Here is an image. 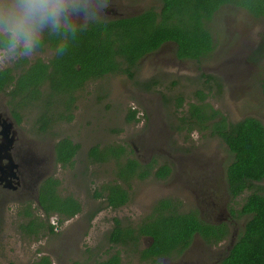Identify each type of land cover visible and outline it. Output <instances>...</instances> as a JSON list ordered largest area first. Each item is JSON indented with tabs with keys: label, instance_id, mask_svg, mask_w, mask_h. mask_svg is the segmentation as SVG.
I'll list each match as a JSON object with an SVG mask.
<instances>
[{
	"label": "flooded vegetation",
	"instance_id": "flooded-vegetation-1",
	"mask_svg": "<svg viewBox=\"0 0 264 264\" xmlns=\"http://www.w3.org/2000/svg\"><path fill=\"white\" fill-rule=\"evenodd\" d=\"M103 1L104 0H35L34 19L30 26V35L27 42L23 41L21 34L17 39H13V45L8 49H0V52L9 51L18 43H22V52L16 55L13 60H9L6 65L0 66V71L9 70L11 76H14L15 79L20 78L23 68L31 71L30 74L24 72V77L22 79H30L27 84L29 88L27 95L30 96L31 106L35 112L34 118L28 127L31 131H23L21 129L23 127L21 126V120L18 121L14 114L17 113L21 115V117L23 114L24 117L26 106L19 105L18 102L20 98L16 97V99L13 100L8 95L12 92L15 93V86H13V84H9L8 86L5 84L4 87H6L0 90V206L16 204L18 211H22V209L26 207H31L32 212L34 214H39L46 222V225H48L44 233L49 236L56 234V227L54 228L55 233L50 232L49 225L53 226V224L50 223V219L53 217L58 219V217L56 215L47 217L42 209L39 208L41 187L46 185L48 188L52 185V189L55 186L54 181L58 180V191L61 195L64 197L71 195L61 190L62 179L57 177L58 174H56V170L54 169V166L62 170L70 168L69 165H63L58 162V155L56 152V145L60 142H64V140L70 139L68 137H57L54 130L58 123L69 122V119H67L69 114L68 112L66 113L67 110L63 104H59L56 98L50 97V95H56L57 91H61L60 96H63L61 94L64 92L63 88H54L52 84L56 73L59 74L60 70V66L56 67L53 63L59 50L58 38L52 39L53 34H61L62 29L85 28L91 21H110L140 15L151 6V0L147 2L144 1L141 5V9L134 10L128 15H117L114 12V7L107 5V3ZM17 2L23 4L26 3L27 0H17ZM154 3H156V6L160 5L158 0L153 2L152 5H154ZM0 17H4V14H0ZM6 33L11 34L10 30L0 32L1 35ZM257 33L256 31L250 32L246 36H243L238 44H235L233 47L229 45L228 49H223L222 52L217 53L216 56L214 53L210 59L217 61L216 64L219 63L220 65L223 59L224 62L227 58L233 57L240 60V65L242 64V60H244V63L254 67L252 63L248 62V59L251 53H253L255 45L258 43V41H256V38L258 39ZM247 36L250 37L249 40L252 43L249 49L245 50L246 45L244 42L247 41ZM165 47H168L169 51L167 52L168 55L164 56ZM238 48H244V51L234 56V52ZM176 51L177 46L175 43H163L154 54L152 53L144 56L139 61L140 65L142 62L151 59L152 63H149L152 69L149 76L137 77L139 74L137 73L138 65L135 69L134 77L132 79L127 77L134 84L130 92L142 97L140 100L142 104L141 110L143 113L146 112L143 118L148 124L152 122L148 127H151L154 123V118L149 117L152 107L156 109H164L166 107H164L163 104L164 94L162 96L158 95L160 100L156 106L144 103V98H151L150 96L148 97V95H150L149 93L153 94L157 92L159 90L157 88H159L161 84L166 85L165 80L169 78L164 77L163 74H168L178 79V84L175 85L176 90L173 92H166L171 96V102H169V99L167 100L169 103L168 106H171L173 103V107L175 108L176 99L178 100L183 96L185 100L183 103L184 110L188 109V103L186 101L197 103V98L193 96L194 93H196V87L194 88L192 85V81H194V77L196 76L195 72L215 75V73L205 71L204 63L195 65L196 62L191 59L178 58L176 56ZM24 59L27 60L28 63H25ZM38 60L48 67L46 70L47 78L45 79L43 75L42 77L44 80L36 84V77L31 67L36 65ZM57 60H59L58 57ZM197 67L201 69L197 70ZM77 68H79L78 65ZM157 69L160 70L156 74ZM152 70H154V72H152ZM220 75L222 74L220 73ZM112 76H114V74L110 73L105 74L103 77L92 76L85 82L77 84V87L71 92L74 96V102L70 105L72 115L70 121L73 120L74 112L77 108V95L82 91L85 92L87 84L100 80L103 82ZM222 76L226 81L227 77L225 73H223ZM135 81L138 83H135ZM155 86L158 87L156 88ZM184 86L186 88H184ZM112 90L114 91V89ZM98 91H102L101 84H99ZM106 91L108 92V88L104 87L103 92L106 93ZM187 94L191 95L190 100L187 99ZM37 95H39L40 98H38ZM207 100L208 99H206V102ZM40 102L50 103L46 110H50L51 113L47 115L48 117L44 116V119L41 118L38 111V104H40ZM180 109L181 108L178 110ZM131 110L136 111V109ZM174 110H176V108ZM137 117L136 114L135 122L139 121ZM38 119L41 121L40 124L38 123ZM41 127H43V130ZM174 127L176 129H174ZM177 127H179V121H177L176 118L174 120V126L171 128L175 132L183 134L184 130L180 132ZM155 132H157L156 128ZM184 134L187 135L189 133L185 132ZM73 144L76 143L73 142ZM78 152L79 150L74 154L73 159H75ZM130 152H136V149H134V151L131 149ZM127 154L128 153H126V155ZM224 154L225 156L221 159L219 168H216L217 170L214 171L213 164L209 162L210 159L202 163L198 158L197 152L189 153L187 155L188 157L193 156L189 166H193L196 171H185L186 174L184 171L182 172V176L186 180L185 184L180 183L181 171H172V169L175 168L173 166L174 164L179 166L174 156L172 157L173 163L163 164L168 166L169 171H159L162 165L155 167V164L152 163V167L145 178L130 179L128 180L129 183H123L119 177L121 171L119 172L115 169L114 176H116V178L112 181V186H121L125 192V199L123 204H121L119 196L114 193V204L117 206L110 205L106 201L105 207L107 209L109 207L113 213L105 217V219H107L106 225H102L100 221L94 222L97 218H100L99 214L103 208L95 205V207L89 206L90 209H85L84 203L77 197L71 195L78 202L80 211L70 218L63 219V222H61L66 225L63 234L65 249L67 252L73 254L71 261L64 259L63 264H73L75 262L79 264H103L109 261H111L109 264H116L117 260L119 264H220L233 248L231 245L233 243L234 246L236 243L238 235L241 229H243L246 221L245 216L236 215L234 217L230 213V205L237 201V209H239L246 193L244 192L235 197L231 196L225 171L226 165L229 162V153L226 151ZM126 155L125 158L127 157ZM135 159L138 160L141 165L150 164L145 163L143 159ZM173 172L174 176H176L173 182L177 180L175 186L168 185L166 189H163L165 186L160 182L168 181ZM126 174H128V172ZM161 174H165V178H161ZM148 180L155 183L152 184L153 187L149 188V190L157 192H154L152 194L153 196L149 197L150 193L146 190L145 196L142 198L143 192L145 191V189H143L137 201V199H135L136 196L132 197L133 185H131V183ZM203 180H205V182L199 183ZM102 186L98 187L96 191H101ZM182 191L186 193V197L194 203V208L189 207L188 209L181 210L183 205L188 204V202H185L188 199L179 194ZM190 192H192L193 196L190 195ZM104 195L107 196L110 194L105 193ZM198 196L202 198L199 201ZM96 201L99 202L98 199ZM164 201L167 203H164ZM121 211L125 213L119 215ZM128 212L131 214L137 212L138 216H130ZM191 214L196 216L200 224L215 228V230H212L204 227L203 231L209 234H214L216 232L217 235L218 232H220L221 239L218 240L216 244L213 241H211L212 244H208L199 232H195L190 237V241L185 243L187 245L182 250L181 242L174 244L172 241H163V247H161V245L155 246L154 237H161L165 233V227L161 224L165 218L170 219L171 222L172 220H174V222L177 220V222L180 223L181 221H178L180 220V215L188 216ZM140 215L143 216L140 218ZM178 215L180 217H178ZM20 218L23 222L25 221L23 217ZM23 222L18 225L19 230ZM221 229L225 234L222 233ZM91 233L92 237H90ZM86 235L88 236V241L84 242ZM169 238L170 237H168V239Z\"/></svg>",
	"mask_w": 264,
	"mask_h": 264
},
{
	"label": "trees",
	"instance_id": "trees-1",
	"mask_svg": "<svg viewBox=\"0 0 264 264\" xmlns=\"http://www.w3.org/2000/svg\"><path fill=\"white\" fill-rule=\"evenodd\" d=\"M156 1V0H155ZM160 5H151L140 15L121 18L110 21H91L87 27L79 29H62L61 34H53L52 39L58 38V53L53 62L56 67L60 66L59 74L56 73L53 79L54 88H63L64 92L57 91L56 98L59 104H63L69 121L72 119L70 105L74 102L71 92L78 83H83L90 77L104 76L105 74L125 75L129 79L134 77L135 69L139 61L149 54H154L159 47L166 42H173L177 46L176 56L188 58L201 65L203 61L210 59L217 49V39L213 33L214 28L220 24L223 13L243 12L252 20L264 24V0H158ZM262 27V26H260ZM258 43L255 45L248 62L254 67L264 65V26L257 33ZM57 44V43H55ZM13 45V38L10 33L0 34V49L6 50ZM25 63H28L25 60ZM59 65H58V64ZM77 65L79 68H77ZM47 65L39 60L31 67L35 74V83L47 78ZM262 68V67H261ZM259 68L256 75V84L259 94L264 102V68ZM24 72L31 71L25 68L21 71L19 79L11 76L9 70L0 71V90L5 84H13L15 93L8 94L13 100L20 98L19 105L26 108L32 105L30 96L27 95L30 79L23 80ZM16 81V82H15ZM23 81V82H22ZM197 85L194 97L197 103L188 101V109L184 110V97L176 99V111L180 114L177 117L179 127L177 129L184 133H190L193 129L208 131L210 137H216L226 147L229 153V162L226 165V178L229 192L232 197L246 193L239 209H230L232 216H245L246 221L241 229L237 241L230 250L228 256L220 264H264V124L262 120L255 117H245L240 120L231 121L215 110L208 100L214 96L211 94L217 91L222 96L227 81L220 75H213L201 72L196 78ZM16 84V85H15ZM174 86L178 81L172 83ZM151 86V84H150ZM66 88V89H65ZM40 98L39 95H37ZM165 100L163 104L165 105ZM168 101L166 100V104ZM50 103L40 102L38 111L41 118L51 113L46 110ZM32 107V106H31ZM181 108L180 110H178ZM136 111H129L127 120L136 121ZM15 118L20 121L21 115L15 113ZM38 123L41 121L38 119ZM43 130V127H41ZM174 129H176L174 127ZM186 135V134H185ZM78 144L70 140H64L56 145L58 162L70 167L74 163V154L79 150ZM133 151V150H132ZM122 153V158L117 155ZM127 150L122 145L94 146L88 150L87 156L92 161L101 164H112L107 156H115L114 161L125 160L132 169H139L138 178L143 179L148 175L152 164L141 165L135 158L126 157ZM119 154V153H118ZM118 158V159H117ZM122 162V160H121ZM122 165V163H121ZM159 171H169L167 165H162ZM129 171L119 173L124 179ZM167 174V173H166ZM119 175V177H120ZM161 174V178H165ZM123 183H129L128 179ZM48 188L43 185L39 195V208L47 217L57 216L61 223L63 219L70 218L80 211L78 202L73 196L64 197L58 191V180L54 181ZM111 185V188H109ZM105 193L106 201L113 206L114 193L119 196L121 204L125 199V192L119 185L112 186L108 183L102 186L101 191L95 192V197L100 198ZM105 196V195H104ZM164 203H167L164 201ZM195 215V214H194ZM19 217L24 218L20 230L28 237H39L43 234L48 225L40 217L34 214L31 207L23 208L18 212ZM181 216V217H180ZM178 215L181 221L165 218L161 224L165 227V233L159 237L155 236V246L163 247V241H172L174 244L181 242V250L186 247L193 233L199 232L208 244H215L221 238V233L209 234L203 231L204 227L215 230L214 227L200 224L196 216ZM176 219V218H174ZM159 223V222H158ZM180 224V225H178ZM51 233L54 227L49 225ZM222 230V229H221ZM222 233L225 232L222 230ZM223 236V235H222ZM168 237H170L168 239ZM184 243V245H183ZM147 257V255H146ZM103 263V264H109ZM31 264H52L49 256L38 257ZM73 264H79L77 262ZM119 264V261H116Z\"/></svg>",
	"mask_w": 264,
	"mask_h": 264
},
{
	"label": "rangeland",
	"instance_id": "rangeland-1",
	"mask_svg": "<svg viewBox=\"0 0 264 264\" xmlns=\"http://www.w3.org/2000/svg\"><path fill=\"white\" fill-rule=\"evenodd\" d=\"M144 1L147 2L148 0H104L103 2L114 7V12L117 15H128L134 10L141 9ZM150 2L152 5L155 0H151ZM4 3L5 0H1L0 6ZM0 14H3L2 7H0ZM223 14L220 24L214 28L216 33H213L215 40L217 39L215 56L217 53L222 52L223 49H228L229 45L233 47L235 44H238L243 36L252 31L258 32L264 26V24L252 20L249 15L243 12H235L234 14L224 12ZM6 30H10V25L4 17H0V32ZM22 37L23 41L27 42L28 38L26 39L23 34ZM249 39L250 37L247 36V41L244 42L246 45L245 50H248L252 43ZM21 48H23L22 43H18L13 49L0 52V66L6 65L9 60H13L16 55L22 52ZM168 51V47H165L164 56L168 55ZM243 51L244 48L236 49L234 56ZM223 60L220 65L219 63L216 64L217 61H213L212 59L203 61L206 72H212L215 75H220V73L223 75L225 73L228 83V85H225L226 91L223 94L220 93L222 96H219L217 91H214L211 93L214 96L208 99V103L231 121L240 120L245 117H255L262 120L264 124V102L262 96L259 94L257 85H255L259 68L262 67L261 69H263L264 65L252 67L244 63V60H242V64L240 65V60L233 57L227 58L224 62ZM149 62H151V59L139 65L137 77H147L150 75L152 66ZM200 69L197 67V70ZM159 70L157 69L156 74ZM199 74V72H195L196 76L194 77V81H192L193 86L197 85L196 77ZM222 75L220 76L223 77ZM163 76L169 78L165 80L166 85L161 84L159 88H157L159 85L155 86L159 90L153 94L149 93L148 97L150 96L151 98H144V103L147 105L152 104L156 106L160 100L158 95L162 96L163 94V100L169 99V102H171V96L166 92L176 90V86L172 83L174 81L177 82L178 79L168 74H163ZM186 77L189 78L188 76ZM135 83L138 82L135 81ZM99 84H101L102 91H98ZM104 87L108 88V92H103ZM132 87H134L133 82L125 75H115L103 82L100 80L88 83L85 92L82 91L77 95V108L74 112L73 120L58 123L54 129L57 137H68L80 147L70 168L62 170L54 166L55 172L58 174L57 177L62 179L61 190L80 199L84 203L85 209H90L89 206L95 207V205L103 208L99 214L100 218L94 221H100L102 225L107 224L105 217L113 213L109 207L108 209L105 207L106 196L103 195L100 198H96L94 197L95 191L102 185L112 183L116 178L114 176L115 169L119 172L129 171L128 177L125 179L120 175L123 180L138 178L140 170L136 168L132 169L128 164H124L125 160L123 159H121L122 162L120 159L117 162L114 161L115 156L112 155H108L107 158H110L109 160L113 165L94 162L87 156V152L91 147L122 145L127 150V157L143 159L145 163H154L155 167L161 166L164 163H173L172 157L174 156L179 166L174 164L175 168L172 171H181V184L186 183L185 178L182 176L183 171L184 173L185 171H196L193 166H189L193 158V156H187L189 153L197 152L198 158L202 163L210 159L209 162L213 164L214 171H216L219 168L221 159L225 156L224 152H226V148L220 140L216 137H210L208 131L201 132L193 129L187 135L175 132L171 127L174 126V120L180 114L174 110L173 103L171 106H168L169 103L166 104V100V107L164 106V109L152 107L149 117L154 118V123L151 127H148L152 122L148 124L143 118L146 112L143 113L141 110L142 104L140 100L142 97L131 93ZM110 88L114 89V91ZM184 88L186 87L184 86ZM186 97L188 100L191 99L190 94H187ZM186 102L188 103V101ZM131 109H136L138 122L127 120ZM25 111L24 117L23 114L21 117V126H23L21 129L23 131H31L28 127L34 118L35 112L30 106ZM155 128L157 132H155ZM131 149L133 151L136 149V152H130ZM118 153L117 155L122 158V153ZM175 177L173 172L168 181L160 182L165 186L163 189H166L168 185L174 187L177 181L173 182ZM201 182H205V180L199 183ZM153 183V181L149 180L131 183L133 185L132 197L136 196L135 199L138 201L143 189L145 191L142 198L145 196L146 190L150 193L149 197H152V194L157 192L149 190V188L153 187ZM262 186L264 187V182ZM109 188H111V185H109ZM179 194L188 199L185 201L188 204H185L186 206L183 205L181 210L195 207L194 203L186 197V193L182 191ZM190 195L193 196L192 192H190ZM97 199L99 202L96 201ZM201 199L198 196V201ZM230 208L237 210L238 202L232 203ZM18 212L16 204L0 206V264H31L38 257L44 255L50 257L52 264H63L64 259L71 261L73 254L67 252L64 245L63 234L66 229L64 223H60L58 219L53 217L50 219V223L53 224L54 228L56 227V234L51 236L40 235L37 238L28 237L19 230L18 225L23 220L18 216ZM124 213L121 211L119 215ZM128 214L130 216H138L137 212L132 214L128 212ZM94 216L97 217L96 215ZM142 216L140 215L139 217L141 218ZM92 233L90 237H92ZM87 241L88 236L86 235L84 242Z\"/></svg>",
	"mask_w": 264,
	"mask_h": 264
},
{
	"label": "clouds",
	"instance_id": "clouds-1",
	"mask_svg": "<svg viewBox=\"0 0 264 264\" xmlns=\"http://www.w3.org/2000/svg\"><path fill=\"white\" fill-rule=\"evenodd\" d=\"M35 0H27L26 3H19L17 0H5L0 6L3 8V14L10 25L12 38L15 40L23 34L27 39L30 35V26L34 19Z\"/></svg>",
	"mask_w": 264,
	"mask_h": 264
},
{
	"label": "water",
	"instance_id": "water-1",
	"mask_svg": "<svg viewBox=\"0 0 264 264\" xmlns=\"http://www.w3.org/2000/svg\"><path fill=\"white\" fill-rule=\"evenodd\" d=\"M231 247H233V243H232Z\"/></svg>",
	"mask_w": 264,
	"mask_h": 264
}]
</instances>
